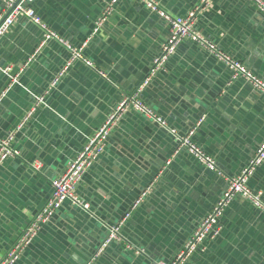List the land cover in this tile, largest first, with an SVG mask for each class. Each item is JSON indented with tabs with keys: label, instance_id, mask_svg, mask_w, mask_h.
I'll return each instance as SVG.
<instances>
[{
	"label": "crops",
	"instance_id": "1",
	"mask_svg": "<svg viewBox=\"0 0 264 264\" xmlns=\"http://www.w3.org/2000/svg\"><path fill=\"white\" fill-rule=\"evenodd\" d=\"M111 1H35L37 13L56 32L75 46L86 43L84 54L94 63L73 62L54 86L69 59L63 44H42V29L24 16L2 38L0 139L15 131L13 147L20 154L0 169V260L45 206L54 178L137 89L169 36L166 21L137 0H118L95 31ZM157 1L174 15L204 1L196 29L264 79V15L255 5ZM6 66L10 71L3 70ZM141 97L180 134L195 129L193 139L216 159L219 172L187 150L175 154L176 140L167 129L128 110L78 185L89 209L62 205L16 264L170 263L223 195L227 177L239 174L264 141V93L233 80L230 69L198 44L179 45ZM248 185L264 199V163ZM144 192L122 226V239L104 246L111 225ZM219 223L220 234L207 239L186 264L264 263V212L238 195Z\"/></svg>",
	"mask_w": 264,
	"mask_h": 264
},
{
	"label": "built area",
	"instance_id": "2",
	"mask_svg": "<svg viewBox=\"0 0 264 264\" xmlns=\"http://www.w3.org/2000/svg\"><path fill=\"white\" fill-rule=\"evenodd\" d=\"M4 6V12L0 13V43L14 25L19 16H24L30 21L39 26L43 31L42 44L50 40H56L63 44L69 51V59L61 73L54 79L51 85H55L64 73L66 68L77 60H82L88 65L94 67V63L89 60L84 54V46H75L68 39H65L61 34L56 32L48 23H46L37 13L34 3L36 0H0ZM118 0H112L102 15L97 20L95 31L108 18L114 4ZM143 3L149 10L160 15L167 23L169 36L166 42L162 45L159 54L154 58L149 74L139 84L137 89L130 95H127L119 103V105L109 114L105 122L95 131L89 141L79 151L77 156L71 159L66 169L52 181V193L48 197L45 206L36 214L32 222L24 230L21 237L8 251L0 264H16L22 253L25 251L29 243L38 234L42 226L47 223L53 214L60 209L65 203L75 206L80 209L88 210L90 205L85 202L78 192V185L83 180L86 172L91 168L97 159L102 155L106 141L110 133L119 125V121L126 111L134 110L146 117L154 120L158 125L167 129L171 135L175 137L176 149L175 154L181 150H187L207 169L218 171L216 159L208 153L202 146L198 145L193 139L195 129L190 130L186 134H180L176 128L171 127L167 120L159 115L155 109L147 104L141 97L142 91L150 83L152 78L160 71L167 63L170 57L176 52L179 45L183 42H191L200 45L205 50L213 54L231 71L233 80L242 79L249 83L257 90L264 93V79L259 77L252 70L247 68L239 59L221 49L215 42L207 39L195 27L199 12L204 10L205 3L201 2L193 9L189 10L184 15H174L166 11L157 0H137ZM255 5V7L264 15V0H247ZM204 4V5H203ZM11 66L3 68L4 71H10ZM102 74L104 72L100 71ZM13 81H17V77H12ZM43 97H39L38 101H43ZM34 108L28 112L23 121L19 125L21 127L31 116ZM15 131L9 133L6 137L0 139V166L12 157L20 154L19 150L13 147ZM264 163V141L259 145L254 156L248 161L246 166L239 174L228 176V186L223 195L214 205L212 210L202 218L193 231L192 235L186 241L184 247L176 255L175 259L170 262H159V264H186L190 257L197 252L207 239L216 237L220 234L221 226L219 223L220 217L230 202L238 195H241L251 201L260 211L264 212V199L262 193L256 192L248 185L249 178L255 173L256 169ZM146 192L136 200L132 208L125 214L119 223L110 227L109 236L105 241L104 246L114 239H122L120 232L122 226L131 216L132 211L139 205ZM129 248L131 246H128ZM142 249H137L141 253ZM264 264V263H263Z\"/></svg>",
	"mask_w": 264,
	"mask_h": 264
},
{
	"label": "water",
	"instance_id": "3",
	"mask_svg": "<svg viewBox=\"0 0 264 264\" xmlns=\"http://www.w3.org/2000/svg\"><path fill=\"white\" fill-rule=\"evenodd\" d=\"M116 3H117V2H116ZM114 5H115V4H114ZM158 54H159V53H158ZM158 54H157V55H158ZM157 55H156V56H157ZM156 56H155V57H156ZM155 57H154V58H155ZM154 58H153V60H154ZM153 60H152V62H153ZM152 62H151V63H152ZM167 62H168V61H167ZM150 68H151V67H150ZM149 72H150V69H149L147 75L149 74ZM158 73H159V71L157 72V74H158ZM147 75H146V76H147ZM146 76H145V77H146ZM145 77H144V78H145ZM142 81H143V80H142ZM138 86H139V85H138ZM262 142H263V141H262ZM2 167H3V165L0 166V169H1ZM74 207H75V206H74ZM111 226H112V225H111ZM108 234H109V232H108ZM262 264H263V263H262Z\"/></svg>",
	"mask_w": 264,
	"mask_h": 264
}]
</instances>
